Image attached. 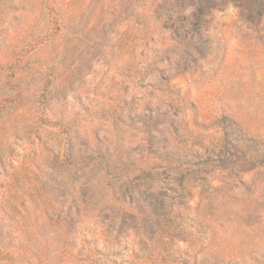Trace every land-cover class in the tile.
Masks as SVG:
<instances>
[{
	"label": "rangeland",
	"instance_id": "1",
	"mask_svg": "<svg viewBox=\"0 0 264 264\" xmlns=\"http://www.w3.org/2000/svg\"><path fill=\"white\" fill-rule=\"evenodd\" d=\"M187 2L0 0V264H264V0ZM166 153L205 179L153 233Z\"/></svg>",
	"mask_w": 264,
	"mask_h": 264
},
{
	"label": "trees",
	"instance_id": "2",
	"mask_svg": "<svg viewBox=\"0 0 264 264\" xmlns=\"http://www.w3.org/2000/svg\"><path fill=\"white\" fill-rule=\"evenodd\" d=\"M254 4L258 3V0H252ZM196 0H188L187 4L190 6H194ZM46 7V6H45ZM250 9V8H246ZM32 45H35L33 43ZM32 50L31 47H28L26 51L30 52ZM22 57H16L13 62H7L5 66H1L0 70H5L6 77L5 80H1V83L9 84L8 81L15 77V72L13 67L18 66L21 67ZM15 98L12 96H2L0 98V110L4 107L7 101H13ZM152 137V136H151ZM69 153V149L64 152V161L68 165L77 164L76 161H73L71 157L67 154ZM80 152H78L79 154ZM244 155V152L241 151V155ZM161 158L165 161V164H161L158 169L157 166L152 165L149 168H146V178L149 179L148 188H150L149 193L152 195V199L146 201V203L140 204L137 208L138 214L141 216L144 221L141 225L136 226L140 229H152L159 233L164 232L168 233L173 227V223L177 218H181L183 216V210L188 208V201L191 196V189L194 187L196 181L199 179H205L200 175V170L193 168L187 164L189 161L186 159V156L183 160H179L177 164H173L169 162L171 158L169 153L162 154ZM192 156L197 157L199 162L204 164L206 162H211L213 159V155L209 148H205L201 153L198 151H194ZM198 162V163H199ZM161 178L160 182L157 183V186L151 184L150 180H154L155 176ZM45 176L50 181L54 180V176L51 173L45 172ZM66 180V177L63 175V181ZM65 192L68 195H74L70 190V181L64 183ZM148 190V189H147ZM75 201V202H74ZM72 205L78 206V202L76 199L72 200ZM131 206H129L130 208ZM131 209V208H130ZM130 217L134 218L135 215L133 212H129ZM66 216L70 218L71 214L67 213ZM9 218V217H8ZM13 221V218L10 219ZM123 227V225H121ZM120 228V226H119ZM153 230V233H154ZM175 231V230H173Z\"/></svg>",
	"mask_w": 264,
	"mask_h": 264
}]
</instances>
